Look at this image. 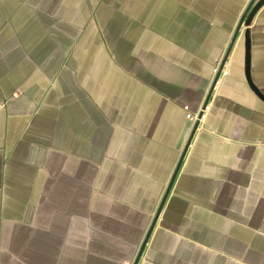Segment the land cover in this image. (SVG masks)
<instances>
[{
    "label": "crops",
    "instance_id": "crops-1",
    "mask_svg": "<svg viewBox=\"0 0 264 264\" xmlns=\"http://www.w3.org/2000/svg\"><path fill=\"white\" fill-rule=\"evenodd\" d=\"M251 1L0 0V264H264Z\"/></svg>",
    "mask_w": 264,
    "mask_h": 264
},
{
    "label": "water",
    "instance_id": "water-1",
    "mask_svg": "<svg viewBox=\"0 0 264 264\" xmlns=\"http://www.w3.org/2000/svg\"><path fill=\"white\" fill-rule=\"evenodd\" d=\"M264 4V0H252L248 7L246 8V11L241 19L240 26L242 23H245L246 26H248L255 15V13L259 10V8ZM245 36V74L247 81L250 85V87L255 91V93L262 99L264 100V94L260 91V89L254 84L252 78H251V73H250V65H251V52H250V33L249 29L245 30L244 33ZM211 95V92H210ZM209 95V96H210ZM209 96L207 100L209 99ZM147 239V237H146ZM146 239H144L140 251L143 249Z\"/></svg>",
    "mask_w": 264,
    "mask_h": 264
},
{
    "label": "built area",
    "instance_id": "built-area-1",
    "mask_svg": "<svg viewBox=\"0 0 264 264\" xmlns=\"http://www.w3.org/2000/svg\"><path fill=\"white\" fill-rule=\"evenodd\" d=\"M228 74V67H227V61L226 59H222L217 63L213 69V75L211 78L210 82V87H209V94L210 92L212 93V90L215 86H217L223 77H225ZM210 97V96H209ZM208 100L204 103V105L200 108L198 112H192L191 110L188 109V106H185V112H186V117L191 120L192 126L197 127L202 119V116L204 114V111L207 108ZM125 264H135V260H130L127 261Z\"/></svg>",
    "mask_w": 264,
    "mask_h": 264
}]
</instances>
